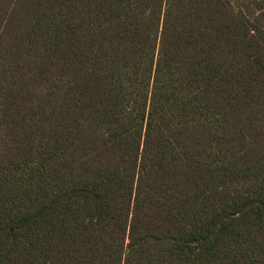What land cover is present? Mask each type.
<instances>
[{"label": "trees", "instance_id": "1", "mask_svg": "<svg viewBox=\"0 0 264 264\" xmlns=\"http://www.w3.org/2000/svg\"><path fill=\"white\" fill-rule=\"evenodd\" d=\"M0 264H264V0H0Z\"/></svg>", "mask_w": 264, "mask_h": 264}]
</instances>
